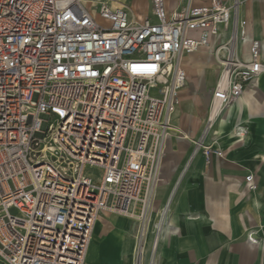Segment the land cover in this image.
<instances>
[{"label":"built area","instance_id":"built-area-1","mask_svg":"<svg viewBox=\"0 0 264 264\" xmlns=\"http://www.w3.org/2000/svg\"><path fill=\"white\" fill-rule=\"evenodd\" d=\"M87 1L0 0V264H85L99 216H129L138 202L144 264L150 203L139 200L155 188L176 131L183 57L206 49L219 63L190 157L202 153L208 165L223 157L206 143L216 121L264 74V30L241 18L242 0L174 10L151 0L155 20ZM245 181L257 189L253 173ZM176 189L157 210L147 264H156Z\"/></svg>","mask_w":264,"mask_h":264},{"label":"crops","instance_id":"crops-1","mask_svg":"<svg viewBox=\"0 0 264 264\" xmlns=\"http://www.w3.org/2000/svg\"><path fill=\"white\" fill-rule=\"evenodd\" d=\"M166 3L174 10L189 2L175 8L167 0ZM246 3L241 5V18L264 30V0ZM128 9L134 18L155 20L149 0L134 1ZM200 51L205 59L203 64L211 66L210 52ZM188 56L182 59L183 67L190 65ZM199 76L208 75L203 70ZM189 80L188 75L187 84ZM178 109L173 120L177 131L167 140V157L162 163L164 173L160 181L164 188L155 190L146 217L145 244L140 250H147L144 264L149 260L155 237L157 210L166 204L176 185L167 226L155 253L156 264H264V74L250 83L243 96L216 121L206 143L222 150L223 157L213 156L209 165L202 153L190 161L194 140L203 127L192 133L182 130L183 137L177 138ZM193 113L192 106L188 114ZM238 125L246 129L243 139L236 134ZM250 173L258 184L254 191L246 187L245 177ZM142 226L127 216L102 213L94 226L85 264H136Z\"/></svg>","mask_w":264,"mask_h":264},{"label":"rangeland","instance_id":"rangeland-1","mask_svg":"<svg viewBox=\"0 0 264 264\" xmlns=\"http://www.w3.org/2000/svg\"><path fill=\"white\" fill-rule=\"evenodd\" d=\"M92 1V0H90ZM100 3H111V4H122L125 7H131L132 3L137 0H93ZM141 1V0H139ZM144 1V0H143ZM171 8H175L177 6H183L186 5L191 0H167ZM195 5L198 3H201L203 0H192ZM229 3L233 0H227ZM247 0H242L243 7L247 4ZM87 2L88 1H84ZM150 7H151V0H149ZM203 52L200 51L196 54H193L191 56H188V62H190V65L184 66V68L187 70L188 75L190 77V80L188 84H186L181 90H180V103H179V115L175 117V121L178 119L180 123V127L178 128V131H184V132H196L202 129L204 126L205 120L209 114L211 103H212V96L213 91L216 85V82L220 76V69L218 67L219 63L214 60L213 58H209V63L211 66H205L203 64L204 62V55H202ZM205 70L207 73V77L202 78L199 76L200 72ZM154 93V91H153ZM193 102V104H192ZM192 106L194 107V113L192 116H189L188 112L191 110ZM176 124V122H175ZM177 131V129H176ZM181 133V132H180ZM167 157V153H165L162 156V162ZM96 171L95 168L87 167L85 170L86 174H94ZM160 174H156L154 176L155 179V187L157 191H160L164 187L162 186V182L160 179L163 177V167L159 169ZM157 202L160 200L157 198ZM141 206V205H140ZM116 215H120L117 213H112ZM135 220V219H134ZM138 223H142L143 225V219L137 220ZM139 236V233H138ZM141 238V237H140ZM138 248L140 245V241L138 240ZM137 248V250H138ZM136 251V257L137 253Z\"/></svg>","mask_w":264,"mask_h":264},{"label":"bare ground","instance_id":"bare-ground-1","mask_svg":"<svg viewBox=\"0 0 264 264\" xmlns=\"http://www.w3.org/2000/svg\"><path fill=\"white\" fill-rule=\"evenodd\" d=\"M83 2H84V0H83ZM183 64V63H182ZM182 89V88H181ZM180 89V90H181ZM180 90H179V93H180ZM157 169H159V168H157ZM150 184H152V180H151V182H150ZM154 185V184H153ZM152 185V186H153ZM155 187V186H154ZM155 190H156V187L155 188H151V190L150 189H148V190H146L145 191V194L143 195V197H141V200H139V201H141V202H147V200H149V207H148V212L150 211V208H151V202H152V199H153V196H154V194H155ZM149 195H150V197H149ZM143 209H142V206H140V202H138L136 205H135V207H133V209H132V211L130 212V215L129 216H127V217H129V218H131V219H135V220H140L141 218H144V216L142 215V211ZM137 212V213H136ZM149 214V213H148ZM99 219V218H98ZM98 219H97V221H98ZM97 221H96V223L95 224H97ZM140 234H141V232H140ZM139 238V237H138ZM140 250L142 251L143 250V248L142 247H140Z\"/></svg>","mask_w":264,"mask_h":264}]
</instances>
